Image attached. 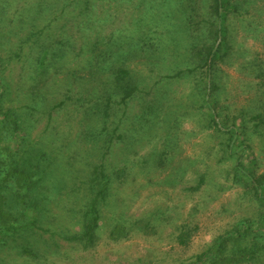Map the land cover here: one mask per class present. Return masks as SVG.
I'll list each match as a JSON object with an SVG mask.
<instances>
[{
    "label": "rangeland",
    "instance_id": "rangeland-1",
    "mask_svg": "<svg viewBox=\"0 0 264 264\" xmlns=\"http://www.w3.org/2000/svg\"><path fill=\"white\" fill-rule=\"evenodd\" d=\"M211 1L0 0V79L12 75L27 87L33 61L50 63L36 77L46 100L24 104L36 114L47 100L57 106L50 122L37 124L45 133L36 142L57 158L55 177L64 185L53 191L48 231L30 236L38 257L25 262L2 247L0 264H187L262 216L264 200L234 172L228 136L203 106L211 76L188 74L192 49L221 40L212 32L219 21ZM230 2L228 50L212 73L215 121L222 128L224 113L242 118L244 163L253 160V174L264 177V118L253 121L264 115V0ZM129 85L135 90L126 98ZM95 169L108 184L87 245L67 237L78 235ZM183 229L188 239L180 245Z\"/></svg>",
    "mask_w": 264,
    "mask_h": 264
},
{
    "label": "trees",
    "instance_id": "trees-1",
    "mask_svg": "<svg viewBox=\"0 0 264 264\" xmlns=\"http://www.w3.org/2000/svg\"><path fill=\"white\" fill-rule=\"evenodd\" d=\"M210 8L219 21V27L212 32L216 41L218 38L221 40L212 45L205 44L200 49H192L196 65L192 70H188V74L197 73L198 79L203 81L211 76V96L204 98L203 106L208 109L207 115L211 123L218 127L220 133L223 132L228 136L224 152L229 157L237 156L234 172L240 175L242 183L253 190L255 198L260 202L264 200L262 197L264 177H256L253 174V166H255L253 160L244 163L250 148L244 140L238 139L239 134L246 135L242 127L244 121L241 122L242 118L231 116L229 113L221 116L222 128H219V123L215 121L216 114H220L217 111L218 102L214 96L218 88L212 73L216 71L218 62L227 53L228 46L224 39L225 19L236 5L230 0H212ZM22 42L28 43V41ZM33 51L35 49H31L30 53ZM46 59V57L37 58L33 61L36 76H29L27 87L13 83L12 75L0 79V248H11L14 254L25 262H33L38 257L40 247L38 242L30 239V236L38 230L48 231L45 226L51 224L50 202L53 191L61 192L64 188V185H61V178L55 177L60 170L56 165L57 158L45 145L36 142L45 133V130L42 135H40L42 130L37 133V124L44 121L50 122L53 107L57 106L50 107V100H47L43 103L40 112L36 114L35 108L31 109L28 104H24L25 101L36 103L37 97L43 96L38 94L41 88L37 87L39 82L36 77L46 68V65L50 64ZM118 73L126 74L124 70H119ZM182 74L179 72L178 76ZM118 78L122 79L121 76ZM33 83L37 85L34 86ZM129 86L123 90L126 98H129L135 90L131 85ZM43 98L46 100L45 96ZM105 108L109 111V104H106ZM258 118V123L261 124L260 120L264 118V115L258 113L253 121H257ZM237 122L241 123L236 125ZM122 174H124L123 171L118 173L119 176ZM90 184L89 201L80 220L78 235L67 237V240L87 245L94 243L95 231L98 227V207L104 199L108 184L103 171L95 169L90 178ZM114 229L121 233L125 232L121 225L115 226ZM187 239L188 234L183 229L177 235L176 241L180 245H185ZM263 255L264 212L257 220L242 221L240 225L220 236L215 244L196 255L187 264H262L259 258Z\"/></svg>",
    "mask_w": 264,
    "mask_h": 264
}]
</instances>
